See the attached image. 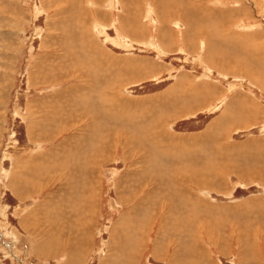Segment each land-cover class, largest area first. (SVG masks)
<instances>
[{
    "label": "rangeland",
    "instance_id": "obj_1",
    "mask_svg": "<svg viewBox=\"0 0 264 264\" xmlns=\"http://www.w3.org/2000/svg\"><path fill=\"white\" fill-rule=\"evenodd\" d=\"M106 262L264 264V0H0V264Z\"/></svg>",
    "mask_w": 264,
    "mask_h": 264
},
{
    "label": "bare ground",
    "instance_id": "obj_2",
    "mask_svg": "<svg viewBox=\"0 0 264 264\" xmlns=\"http://www.w3.org/2000/svg\"><path fill=\"white\" fill-rule=\"evenodd\" d=\"M77 75V74H76ZM70 90V89H69ZM81 91V90H80ZM60 95V94H59ZM61 96V95H60ZM59 96V97H60ZM57 98V97H56ZM83 98V97H82ZM88 98V97H87ZM50 99V98H49ZM91 101V100H90ZM33 113V112H32ZM37 122V121H36ZM30 124H31V122H30ZM102 125V124H101ZM36 130V129H35ZM63 133V132H62ZM36 136V135H35ZM39 136H43L42 134H40ZM240 147V146H239ZM237 148V147H236ZM213 150H215V149H213ZM227 150V149H226ZM152 155V154H151ZM148 160H149V162H150V168H152L153 169V167L156 165V159H151L150 158V156H149V158H148ZM178 160V159H177ZM152 176V175H151ZM155 176V175H154ZM174 176V175H173ZM144 177V176H143ZM155 178H156V176H155ZM152 180H153V178H152ZM159 180V179H158ZM157 182V181H156ZM132 222V221H131ZM122 224V223H121ZM124 224V223H123ZM122 224V225H123ZM120 226V225H119ZM125 226V225H124ZM133 227V226H132ZM116 228V227H115ZM129 230H130V228H129ZM115 231V230H114ZM123 236H124V234H123ZM119 237V236H118ZM121 240V239H120ZM122 240H124V239H122ZM119 241V240H118ZM49 243H50V241H49ZM48 244H46L45 245V242H44V245H43V247L41 246V248L42 249H44L45 250V248H46V246H47ZM114 245V244H113ZM125 245V243H124V241L122 242H118V248L120 249V247H123ZM112 249H117V248H115L114 246H113V248ZM122 249V248H121ZM42 251V250H41ZM112 252V251H111ZM116 252V251H115ZM79 253V252H78ZM116 258V257H115ZM72 260V259H71ZM76 260V259H75ZM114 260H112L111 262H113ZM106 263H108V264H110V262H106ZM71 264V263H70Z\"/></svg>",
    "mask_w": 264,
    "mask_h": 264
}]
</instances>
